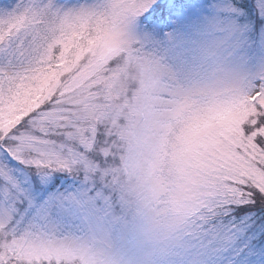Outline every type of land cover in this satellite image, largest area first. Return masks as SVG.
I'll list each match as a JSON object with an SVG mask.
<instances>
[{"label":"snow or ice","instance_id":"obj_1","mask_svg":"<svg viewBox=\"0 0 264 264\" xmlns=\"http://www.w3.org/2000/svg\"><path fill=\"white\" fill-rule=\"evenodd\" d=\"M0 264H264V0H0Z\"/></svg>","mask_w":264,"mask_h":264}]
</instances>
